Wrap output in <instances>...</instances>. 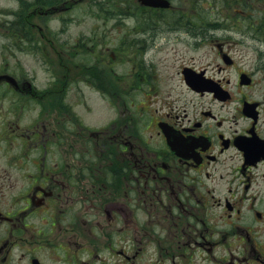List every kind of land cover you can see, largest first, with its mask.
Masks as SVG:
<instances>
[{"label": "flooded vegetation", "instance_id": "1", "mask_svg": "<svg viewBox=\"0 0 264 264\" xmlns=\"http://www.w3.org/2000/svg\"><path fill=\"white\" fill-rule=\"evenodd\" d=\"M69 1L12 0L0 21V264H264V48L240 46L249 35L264 43V33L243 31L235 39L230 27L222 40L196 30V17L181 22V44L196 51L209 40L225 63L209 72L174 48L182 66L165 86L163 58L150 57L162 50L153 35L135 37L125 71L120 50L82 47L94 39L85 32L73 51L66 42L49 46L68 31L67 16L43 28L30 17L52 16ZM167 1L131 0L130 8L158 16L151 28L159 29L177 25L169 11L199 7L198 0ZM247 11L264 5L246 4ZM260 17H247L249 29L264 32ZM39 63L55 69L44 89ZM71 65L80 73L75 81L66 72ZM201 72L204 83L191 86L186 73ZM211 82L223 98L210 91ZM50 86L58 90L49 101L61 110L58 119L40 114L24 123ZM85 92L107 96L112 117H90L96 126L81 121L67 97Z\"/></svg>", "mask_w": 264, "mask_h": 264}, {"label": "rangeland", "instance_id": "2", "mask_svg": "<svg viewBox=\"0 0 264 264\" xmlns=\"http://www.w3.org/2000/svg\"><path fill=\"white\" fill-rule=\"evenodd\" d=\"M198 2L199 7L197 9V13H192L191 11L186 12V10L182 9L180 11L178 10L180 14L178 12L170 13L173 11H169L167 13L168 18L170 19L175 15V21L177 22V25L171 28L167 27L166 25H162L159 29H152L151 22L152 20H157L158 16L154 15L151 20L150 15L145 14V12L140 11L135 7L130 8L131 0H73V2L69 1L67 6H65L67 7V9L58 5L57 12L52 16L43 17L34 15L33 18L30 17V20L35 22L37 25L40 24L43 28L45 26V21L51 22V24H53L54 26H59L55 18L58 15L67 16L66 20L69 21L68 31L64 32L61 35L62 39H54L55 43H51L49 44V46H58L61 42H66V44H68L70 47L67 51H73L72 49L73 47H75V45H73L75 43V39L85 32L87 36H93L94 39L90 42H84V44H82V47L83 45L89 43L87 46H84V48H86L87 50H91L93 48L92 52L95 50L99 52L101 49L105 47L107 48V46L111 49L120 50L119 56L122 59V63H124V66H121V69L124 68V71L129 69V62L132 61L131 48L133 49L132 46H134L135 37L147 38V41H149L151 35H153L155 37L154 43L157 45V47L162 48V50L158 52V57L153 55L150 57H155L158 59L163 58L159 60L158 66L160 73L162 74L160 82L162 85L168 86L170 83V73L173 70L177 69V65L180 67L182 66V61L176 57L174 48L180 49V53H184L186 56L185 58H190L191 55L196 56L194 62L197 64V66H204L209 64L208 66L212 67L216 62L221 63V60L219 59L216 52L217 48L215 44H213L209 40L201 41V45L196 51L188 50L184 46V44H181L179 42L181 40H178L179 37H176L177 35H175V33L179 34L180 32H183L180 29V26H182L184 23L180 25L181 22L191 21L194 17H196V22H198L196 30L200 31L202 29L200 31L202 34L203 32H207L208 30H210L214 33L215 38H220L222 40H224L226 37V33L224 34L226 28L229 29L230 27L232 28L231 35L235 39L241 38L243 31H256L259 33V36H262L264 33L261 29H249L248 26L251 25L248 23H250L251 21L249 18H247L248 16H251V14H253L254 17L261 16L264 14V11H252L251 14L249 13V11H247V13L244 12L246 4H249V6L258 4L264 5V0H198ZM71 3L73 4V6ZM97 3L102 4L104 7L103 11L100 10L98 13L97 9L99 8L95 6ZM11 4L12 0H0V21L5 18L6 15H8L9 12L7 10L10 8ZM9 15L12 16V14ZM263 19L264 18H262L261 20ZM241 22H246V24H242ZM141 26H145L146 29L141 30ZM135 27L138 28L136 29ZM64 38H66V40L68 41H66ZM168 38L170 39L167 40ZM242 40L244 39L242 38ZM143 42H146V40H143L141 44ZM0 43H2V34L0 35ZM249 44H254L256 46H261L262 48H264V43L258 41L256 44L255 40L253 41L252 39H250V35L249 39H246L245 45L241 44L240 46H243L244 49H247ZM148 52H150V50H148ZM0 54H2L1 50ZM248 55L251 59L255 58L254 53L251 51L248 53ZM34 58L35 57H30L26 59L27 61H30V66H33V64L35 65ZM50 65L51 67L56 66L52 63H50ZM44 67L49 66L39 63L38 66L35 67L38 72L37 83L39 85V88L42 89H44L47 85L49 73L55 72V69L52 68H50L49 71H45L43 70ZM29 68L33 70V67ZM66 72L69 75H72V79L74 81L77 80L76 76L80 74L78 70H75L72 67V65L67 67ZM256 78L258 80V77ZM106 81L107 83L109 81L111 85L118 84L116 81H113L111 79L106 78ZM174 82L175 81H173L171 85H173ZM80 84L82 87H85L83 83ZM261 86L262 90H264L263 82H261ZM84 89H87V87H85ZM41 93L42 91L40 92V94ZM56 93H58V90L50 86L46 88L45 92L42 93L44 95L40 96V102H29L32 103V108L26 110V118H24V123H28L30 120L39 117L40 114H42V119H44L45 121H49L52 119L57 120L59 117L58 114H60L61 110L52 105V103H49L51 99H57L58 94ZM73 94L74 95L67 97V100L71 104H77L75 107V111L81 121L86 122V124H89L90 126H96L97 123L89 122L91 121L89 118H94L96 116L98 118L100 114H102L105 119H109L112 117V110L108 107L111 105V103L105 102V100L108 99L107 96H104L103 99V97L96 95L93 92H85L84 94H81L82 96L75 93ZM125 94L126 91L122 90L121 98H125V100L129 101ZM141 97L142 94H138V98ZM3 100L4 99L0 98V102H2ZM103 100V107H98V104ZM5 105H7V102H4V106ZM97 109H101L102 113L100 110L96 111ZM35 123L37 124V121ZM39 127L42 129V122H40ZM64 147V143H61L58 146V150H64ZM1 148L2 146H0V154Z\"/></svg>", "mask_w": 264, "mask_h": 264}, {"label": "trees", "instance_id": "3", "mask_svg": "<svg viewBox=\"0 0 264 264\" xmlns=\"http://www.w3.org/2000/svg\"><path fill=\"white\" fill-rule=\"evenodd\" d=\"M202 30V29H201Z\"/></svg>", "mask_w": 264, "mask_h": 264}]
</instances>
